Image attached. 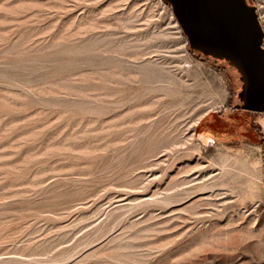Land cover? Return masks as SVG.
<instances>
[{"label":"rangeland","instance_id":"rangeland-1","mask_svg":"<svg viewBox=\"0 0 264 264\" xmlns=\"http://www.w3.org/2000/svg\"><path fill=\"white\" fill-rule=\"evenodd\" d=\"M243 87L164 0H0V264H264Z\"/></svg>","mask_w":264,"mask_h":264},{"label":"water","instance_id":"water-1","mask_svg":"<svg viewBox=\"0 0 264 264\" xmlns=\"http://www.w3.org/2000/svg\"><path fill=\"white\" fill-rule=\"evenodd\" d=\"M190 46L236 67L244 82L239 108L264 112V28L247 0H164Z\"/></svg>","mask_w":264,"mask_h":264}]
</instances>
